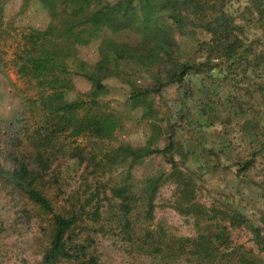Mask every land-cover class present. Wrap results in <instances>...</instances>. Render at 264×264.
Instances as JSON below:
<instances>
[{
    "label": "rangeland",
    "instance_id": "374dc122",
    "mask_svg": "<svg viewBox=\"0 0 264 264\" xmlns=\"http://www.w3.org/2000/svg\"><path fill=\"white\" fill-rule=\"evenodd\" d=\"M222 10L241 33L242 50L229 61L212 60L200 72H190L183 84L170 85L133 108V89L150 88L155 70L130 62L111 65L115 74L100 80L101 89L84 75L94 73L105 40L132 45L139 35L104 29L88 45L40 37L51 21L40 1L0 0V166L12 169V156H17L36 170L41 168L36 156L43 153L47 170L39 188L55 213L78 214L67 248L73 253L74 247H83V252L79 259L62 258L56 264H190L186 258L164 259L144 246L158 244L162 236L192 238L197 232L192 219L172 208L171 183L158 189L152 218L145 216L141 197L146 179L170 172L163 154L130 165L113 155L120 146L142 147L153 136L154 148L174 143L172 157L192 173L199 202L236 210L264 232V20H258L251 0H225ZM210 37L197 31L201 42ZM178 41L191 58H207L208 52L191 38ZM41 51L55 63L44 65L38 75L30 61ZM64 104H77L73 117L107 119L105 136L69 129L57 131L43 145L53 127V111ZM123 185L138 198L126 217L128 226L109 192ZM52 223L51 214L0 183V264H43ZM146 229L155 231L153 238L146 239ZM228 231L232 246L264 260L249 230Z\"/></svg>",
    "mask_w": 264,
    "mask_h": 264
},
{
    "label": "trees",
    "instance_id": "16d2710c",
    "mask_svg": "<svg viewBox=\"0 0 264 264\" xmlns=\"http://www.w3.org/2000/svg\"><path fill=\"white\" fill-rule=\"evenodd\" d=\"M38 1L47 9L51 20L48 28L38 34L40 37L54 35L88 45L104 29L111 32L128 30L139 35V42L132 45L105 40L100 46V60L94 67V73L90 76L84 75L101 89L100 80L115 74L110 68L111 65L130 62L144 70H155L156 78L150 88L133 89L130 96L133 108L144 106L151 95L159 94L170 85L183 84L190 72H200L201 67H209L214 59L224 57L227 61L231 60L243 48L238 38L241 33L236 31L230 17L222 10L225 0H117L115 3L105 0ZM251 1L258 20H264V0ZM198 30L208 33L210 40H197ZM178 37L191 38L200 49L208 52V55L213 54L214 58L210 59L208 55L204 61L191 58L186 51H180ZM41 54L30 61L38 75L39 69L44 65L52 68L55 63L47 51H41ZM92 103L96 105L97 102ZM76 108L77 104H64L53 111L55 129L50 128L43 145L50 143L51 137L57 131L66 132L69 129L76 134L105 136L107 119L101 115L73 117ZM146 112L148 108L145 109V115ZM155 137L139 148L120 146L113 155L122 158L124 163L130 161V165L148 156L163 154L170 164V172L146 179L141 197L145 216L148 220L152 218L158 189L171 183L175 186L172 208L180 215L192 219L197 232L192 238L162 236L158 244L146 242L144 246L149 252L157 253L164 259L186 258L190 264H264V260L259 257L249 254L241 247L232 246L228 231L229 228L245 227L252 233L259 250L264 252L262 229L254 227L236 210L223 209L215 204L206 206L199 202L196 199L197 184L192 173L180 169L172 157L174 143L170 142L162 149L154 148L152 143ZM80 155L79 152L75 153V156ZM36 158L41 168L35 170L17 156H12V169L6 171L0 166V183L24 194L43 212L52 215V236L49 249L43 257V264H56L62 258L79 259L83 247H74L73 253L67 248L68 236L77 224L78 214L72 213L73 215L66 217L54 212L51 201L39 188L44 182L46 160L41 152H38ZM109 190L111 196L119 201L120 213L125 217L124 221L128 226L130 220L126 217L136 207L137 196L125 185L114 186ZM98 212L96 210L94 215L99 216ZM145 232L146 239L155 235V231L149 229Z\"/></svg>",
    "mask_w": 264,
    "mask_h": 264
}]
</instances>
